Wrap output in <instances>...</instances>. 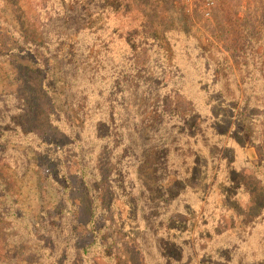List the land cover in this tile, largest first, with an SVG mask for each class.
I'll return each mask as SVG.
<instances>
[{"label":"rangeland","instance_id":"1","mask_svg":"<svg viewBox=\"0 0 264 264\" xmlns=\"http://www.w3.org/2000/svg\"><path fill=\"white\" fill-rule=\"evenodd\" d=\"M262 121L264 0H0V264H264Z\"/></svg>","mask_w":264,"mask_h":264},{"label":"trees","instance_id":"2","mask_svg":"<svg viewBox=\"0 0 264 264\" xmlns=\"http://www.w3.org/2000/svg\"><path fill=\"white\" fill-rule=\"evenodd\" d=\"M31 41L32 42H30L29 44L32 45V47L35 49V56L37 57V59L40 56L43 57L44 55L42 53H44V50H46L45 49L46 43H44L43 41H39V42H35V40H31ZM258 73L259 72H257L254 75V78L258 75ZM219 91H221V93L225 95L229 94V92H227L226 94V91L228 90H226L224 87L223 88L221 87ZM165 101H166V105L165 106L163 105L161 108V111L163 112L162 117L166 116L168 119H172L175 117L183 121L191 117L194 113L193 110L194 108L192 107L191 103L187 100V98H183L180 95L179 91H170L168 96L165 98ZM260 125H261L262 135H264V121H262ZM22 133L24 135H29V134H33L34 131L23 130ZM184 133H188V132H184ZM2 137L3 135L0 136V140L2 139ZM1 160L3 162L5 161L4 159ZM64 175L66 176L68 175V173L66 172ZM0 188H3L4 191V194H0V196L4 200L5 206L10 205V207H8L7 210L0 211V233H3V231H7L11 229L13 225H18L21 218L16 212L15 204L13 202V197L11 193L8 192L7 182L4 181L2 177H0ZM73 213L74 215H76L77 211L76 212L74 211Z\"/></svg>","mask_w":264,"mask_h":264}]
</instances>
